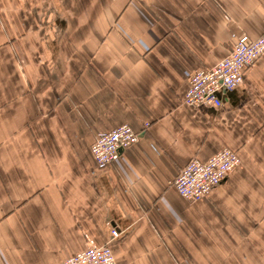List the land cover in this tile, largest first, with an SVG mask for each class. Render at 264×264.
<instances>
[{
	"label": "crops",
	"instance_id": "obj_1",
	"mask_svg": "<svg viewBox=\"0 0 264 264\" xmlns=\"http://www.w3.org/2000/svg\"><path fill=\"white\" fill-rule=\"evenodd\" d=\"M264 0H0V264H56L102 245L118 264H264V56L221 106L184 104L188 74ZM139 140L116 162L98 134ZM223 148L241 164L190 201L173 181Z\"/></svg>",
	"mask_w": 264,
	"mask_h": 264
},
{
	"label": "built area",
	"instance_id": "obj_2",
	"mask_svg": "<svg viewBox=\"0 0 264 264\" xmlns=\"http://www.w3.org/2000/svg\"><path fill=\"white\" fill-rule=\"evenodd\" d=\"M262 56L264 33L256 37L240 35L231 51L217 64L188 74L189 86L184 104L221 106L219 92L243 84L247 70ZM139 136L140 133L128 124L98 134L91 148L95 161L100 166L116 162L126 149L138 142ZM240 164L239 153L231 148H223L207 160L194 156L181 168L173 185L187 200L199 201L210 196ZM120 233L117 228H111L110 241L102 245L88 239L84 250L56 264H118L111 242Z\"/></svg>",
	"mask_w": 264,
	"mask_h": 264
}]
</instances>
